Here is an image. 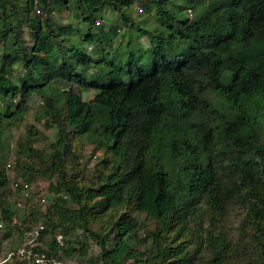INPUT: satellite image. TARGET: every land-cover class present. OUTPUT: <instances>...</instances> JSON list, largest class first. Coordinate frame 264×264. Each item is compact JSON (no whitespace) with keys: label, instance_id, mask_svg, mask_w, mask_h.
Instances as JSON below:
<instances>
[{"label":"trees","instance_id":"obj_1","mask_svg":"<svg viewBox=\"0 0 264 264\" xmlns=\"http://www.w3.org/2000/svg\"><path fill=\"white\" fill-rule=\"evenodd\" d=\"M136 5L155 11L152 27L138 22ZM104 8L128 29L114 50L97 17ZM65 11L79 19L62 23L57 14ZM120 31L114 25L112 33ZM85 42L96 45V56ZM16 66L23 73L13 76ZM75 86L97 94L84 100ZM35 95L57 127L38 170L58 177L45 212L34 209L45 226L39 241L51 235L37 249L60 259L81 255L89 264H229L243 244L245 264H264V0H0L6 227L13 189L3 146ZM27 131L39 134L32 124ZM89 146L102 157L82 183L70 172ZM31 151V142H21L18 163ZM38 170L24 164L16 179L32 182ZM236 209L244 211L237 246L220 228ZM30 227L16 224L20 235ZM78 230L96 241L97 255L74 239Z\"/></svg>","mask_w":264,"mask_h":264},{"label":"rangeland","instance_id":"obj_2","mask_svg":"<svg viewBox=\"0 0 264 264\" xmlns=\"http://www.w3.org/2000/svg\"><path fill=\"white\" fill-rule=\"evenodd\" d=\"M138 6L140 5H136L132 8L133 15L135 14V17L138 19V22L148 27H152L156 19L155 11H152V13L143 12L142 15H139ZM97 17L100 18L102 24L104 23L105 27L103 28L104 29L107 28L106 30L107 36L112 38L113 40V47L112 48L110 47L108 50H114L115 48L120 47L121 43L123 44L125 43V41L128 38V34H127L128 29L125 28V26H121L123 25V23L122 21L120 22V17L117 14V12L113 11L110 8H104L102 13L98 14ZM57 18L62 23L65 24H69L70 22L75 23L76 20L79 19V18L76 19V17L70 11H65L62 12L61 14H57ZM116 24L119 25L121 29V31L118 33L117 36H115L112 33V29ZM101 26L102 25L96 26L93 31H100ZM25 35L30 41L31 37L27 29L25 30ZM83 45L86 46L87 50L90 51L92 55L96 56L95 50L97 47L94 43L85 42ZM97 68H98L97 66L96 67L94 66L92 68V71H96ZM19 73H23V68L20 66L14 67L13 76H18ZM59 85L61 86V83H59ZM74 88L76 89V91L80 92L84 100L87 101L93 99V97L97 94L96 89L81 88L77 86H75ZM42 100L43 98L39 95L33 96L29 100L28 103L29 110L26 114L23 123L13 126L7 130L3 148L4 151L6 152V157H7L6 172L11 180L13 178L19 177L17 176V173L19 172V169L23 167L24 164L32 165L35 170L42 168V166L44 165L42 158L46 157V152L48 150L49 144L56 139L57 127L55 124L51 123V119L45 114L49 107L47 104L43 105L41 102ZM31 124L35 126V132H38L39 134L35 136L28 135L27 130ZM29 139L30 141H28ZM21 142L22 143L27 142L29 144L31 142L32 146L35 148V151L29 152V154L26 157L24 156L22 159H20L19 161L20 163H18L19 154L17 152V147H19ZM91 148L92 147L89 146L86 147L84 150H82L81 151L82 155L79 156L78 162H74L72 165L73 167L71 168L72 172L70 173L74 174L73 171H76L79 174L77 180H79V182L82 183L89 182L90 177L94 174V171L96 169L98 159L102 157L101 152H97L96 155H93ZM38 151L42 152V154L38 155L39 154ZM9 162L12 164L13 167H8L7 164ZM16 167L19 168L17 169ZM38 173L39 170L35 173V175H32V183L34 185V189L32 192L19 193L17 191H14V189L12 188L13 190L11 191L8 197L9 199L8 209L13 214V218L11 223L7 225L6 229L0 235V240H1L0 260L4 262L7 261L5 264H14L15 261L13 258H17L21 260L16 255V253L23 244V238H25V233L24 235H20L19 232L16 230V224L20 226L21 225L35 226L39 223H42L43 222L42 216L37 215L34 209H36L35 207H39V209L45 212L47 206L53 201L52 198L53 195L49 191V186L52 182H57L58 177L41 176L40 173L39 174ZM82 174H85V176ZM11 183L12 182H10V184ZM42 193L46 195L49 200L46 206H42L38 203L39 195ZM243 213H244L243 210L236 209L233 210L229 216L222 218L220 220L221 230L229 233V238L232 239L233 245H235L240 238L239 226L241 223ZM206 222H207L206 224H209L208 221ZM100 224H102V221L100 219L99 220L95 219L94 225L98 227L100 226ZM59 238L61 243H63L64 239H62V237ZM50 239H51V235L43 234L42 239L38 241V244L45 245L44 242L49 241ZM74 239H79L80 241L89 244L90 255H97L99 253L100 250L99 247L97 246L96 241L91 239L89 236L85 235L84 233H82L81 230H78V233H75ZM239 245H240V249L236 250L234 253L238 257L234 258V260H232L231 258L229 264H245L247 262L246 250L243 249L244 245L243 244H239ZM79 246H77V248H80ZM235 246H237V244ZM140 247L143 249L145 247V244H142ZM257 251H259V249ZM255 252H256L255 248L250 247L249 250H247V254L250 253L251 255H253ZM62 255H63L62 264H89L86 261V259L81 257V255L70 256L65 253Z\"/></svg>","mask_w":264,"mask_h":264},{"label":"built area","instance_id":"obj_3","mask_svg":"<svg viewBox=\"0 0 264 264\" xmlns=\"http://www.w3.org/2000/svg\"><path fill=\"white\" fill-rule=\"evenodd\" d=\"M38 2V0H36ZM138 12H144L141 6H138ZM8 167H12V164L9 162ZM23 179V178H22ZM21 178H13L11 180V186L13 189H16L18 186L22 185L23 189L22 192L30 193L34 189V185L32 182H27L22 180ZM38 203L42 206L48 204L49 200L46 195L43 193L39 195ZM21 204V203H19ZM5 229V222L0 220V232ZM45 229L43 223H39L35 226H31L29 229H24L25 238L23 241L22 246L17 251L16 255L23 261L29 262L30 264H62V259L50 256L49 254L45 253L37 249L38 241L42 235V231ZM61 236H57V240L61 243L60 238ZM63 239V237H62ZM62 244V243H61ZM12 255V254H11ZM4 261L0 260V264H3Z\"/></svg>","mask_w":264,"mask_h":264},{"label":"clouds","instance_id":"obj_4","mask_svg":"<svg viewBox=\"0 0 264 264\" xmlns=\"http://www.w3.org/2000/svg\"><path fill=\"white\" fill-rule=\"evenodd\" d=\"M45 206H46V205H45ZM3 221H4V220H3ZM4 222H5V221H4ZM5 229H6V222H5ZM5 229H4V230H5ZM4 230H3V231H4ZM3 231L0 232V235H1V233H2Z\"/></svg>","mask_w":264,"mask_h":264}]
</instances>
